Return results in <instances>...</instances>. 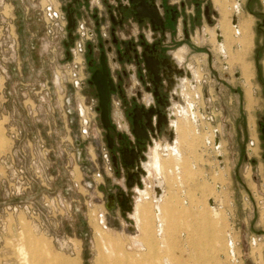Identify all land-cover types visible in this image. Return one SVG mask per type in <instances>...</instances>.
<instances>
[{
  "label": "rangeland",
  "instance_id": "374dc122",
  "mask_svg": "<svg viewBox=\"0 0 264 264\" xmlns=\"http://www.w3.org/2000/svg\"><path fill=\"white\" fill-rule=\"evenodd\" d=\"M160 1L167 30L158 32L161 52L172 50L174 62V53L185 48L183 67L195 68L201 80L188 88L189 99L181 96L171 108L176 114L199 101L217 119L194 124L180 114L177 141L166 148L169 127L160 126L158 144L144 141L147 155L140 161L158 149L163 169L157 175L148 162V171H138L136 162L130 172H139L143 181L126 189L124 199L122 171L110 174L103 159L106 128L95 113L88 115L90 136L81 137L79 106L83 97L90 102L95 90H77L65 78L57 85L85 2L0 0V264H165V259L169 264H264V0H198L201 9H191L195 21L183 41L176 37L172 0ZM186 2L193 7V0ZM50 3L73 18V27L48 31L43 9ZM222 10L227 28L236 21L247 25L246 32L235 37L223 29ZM165 81L160 89L169 99ZM64 94L72 97L71 106L64 104ZM215 128L224 135L217 152L205 145ZM108 134L117 139L116 131ZM175 146L181 162L170 153ZM124 147L118 142L121 152ZM156 175L169 195L160 219L154 205L138 201L140 190L153 201ZM88 180L94 182L91 190ZM55 198L65 205L58 206ZM231 215L241 239L236 263L228 249Z\"/></svg>",
  "mask_w": 264,
  "mask_h": 264
},
{
  "label": "built area",
  "instance_id": "2783aa9c",
  "mask_svg": "<svg viewBox=\"0 0 264 264\" xmlns=\"http://www.w3.org/2000/svg\"><path fill=\"white\" fill-rule=\"evenodd\" d=\"M81 1L87 3L88 8L77 22L75 41L71 46L67 45L66 54L70 60L61 68V70L63 69L62 71H58L56 79L59 82L57 85H61L65 78L66 82L77 90H82L85 86L95 90L96 93L91 97L90 102L87 103V97H83V102L79 106L81 137L87 138L90 136L91 119L88 115L90 112L95 113L100 119L102 127L106 128V141L103 144L102 155L108 171H110V174L113 172L117 174L122 171L121 180L124 184L126 183V186L128 182L132 181V184L127 189H133L141 185L143 180H141L139 172H130V170L135 166L136 162H139L147 155L138 148V141L147 138L149 141L154 142L159 127L163 124L169 126V110L181 98L173 94L171 90L169 92L170 106L167 107L166 111L163 114L158 113L153 116L151 125H142V118H139V114L142 110H148L155 105V96L151 91V87L154 84L155 70L157 74L161 70L160 63L157 60L160 56L158 51L159 43L157 41L158 32H160L159 28L162 23L161 20L156 23L153 22V18L150 16L151 14L155 15L156 11H158V19H160L162 14L161 8L156 3V0ZM174 5L177 6L180 15L178 22L184 26L183 37L184 39L187 37L189 39V30L193 27L191 22L195 21V14L191 9L194 8L196 11L201 9V2L193 0L192 7V4L189 5L186 0H175ZM140 6L144 9L143 13H139L137 10ZM133 8H135V11ZM207 9L208 7H206V11ZM43 16L49 32L55 30H58L59 33L65 32L74 25L73 18L65 16L60 8L52 3L43 9ZM206 17L209 20L207 12ZM204 35L206 38H210L208 34L204 33ZM97 51H99L98 59L95 58ZM172 54V50L165 52L176 75L179 77L187 76L189 78L191 76L189 74L190 70L183 67L186 62L182 66L175 65L171 61ZM90 56H93V59L87 60ZM96 63L99 68L87 75V70L97 67ZM96 71L105 74L109 97L107 106L109 123L111 127H115L117 132L125 134L128 144L125 152L120 151L118 140H115V138L108 134L110 125L107 127L103 121L100 95L96 84L92 80V76ZM126 80H129V82ZM47 96H49V93H47ZM64 97V104L71 106L72 97L66 94H64ZM110 106L111 110L109 109ZM195 109H198L197 105H195ZM199 109V112L202 114L200 121L202 120L209 124L216 122V115L211 109ZM134 112L135 116L132 115ZM66 114L71 115L72 108H68ZM139 131H144L147 135L144 137ZM213 136V138L206 140L205 145L212 151H220L222 145L221 134L218 128L213 130ZM168 137L170 140L168 143L174 144L175 133L172 134L169 131ZM249 143V146L255 145L252 140ZM164 153L166 154L167 151L165 150ZM218 157L220 161L221 157ZM145 162L140 161V164L136 165L135 168L138 171H145ZM126 169L129 171L124 176L123 174ZM97 177H102L101 173H98ZM85 185L87 189L91 190L94 187V182L88 180ZM122 198L128 199L126 194H122ZM55 201L58 206L65 205L61 198H55ZM100 217L103 218L102 215ZM229 221L231 228L228 232V249L229 255L232 257V263H236V250L241 243V239L239 229L236 228L232 215L229 216ZM100 223L107 228L104 219H101Z\"/></svg>",
  "mask_w": 264,
  "mask_h": 264
},
{
  "label": "flooded vegetation",
  "instance_id": "af4514ba",
  "mask_svg": "<svg viewBox=\"0 0 264 264\" xmlns=\"http://www.w3.org/2000/svg\"><path fill=\"white\" fill-rule=\"evenodd\" d=\"M159 7L161 8V11H162L163 6H159ZM174 8L175 9L173 10V19H175L176 23H178V18H179L180 15H179L178 8H177L176 5H174ZM133 10L135 11V8H133ZM143 12H144V9H142V11L139 12V13H143ZM158 14H159V12L156 11L155 15L152 16V18H153L152 21L156 23V22H159V20H161L162 25H161V27L159 29H160V31L165 32L166 28H165V25L163 23L164 22V16H163V14H161V18L158 19ZM232 25H233V21H232ZM237 26H238V24L236 26H234V27H237ZM221 38H222L221 35H217V42H218L219 46L223 45V42H222ZM157 43H159L158 51H159V54H160V56H159V58L157 60L160 63L161 70H160V72H158V74L156 73L154 75V79H153L154 80V84L151 87V91L153 92V95L155 96V105L153 107H151L150 109H148V110H142L140 112L139 118L140 119L142 118V122H141L142 125H146V124L151 125V121H152L153 116H155L158 113L163 114L166 111L167 107L170 106V102H169L170 101V97H169V99H167L166 95H164L161 92V89H160L161 88V84H162L164 79L166 80L164 89H165V92L168 95H170L169 92H171V90H172L173 94H175V95H177L179 97L184 96L186 99H189L188 94H187L188 88H194V86L197 83L201 82V80H200V78L198 76L197 70L195 68H193V67L190 68L191 72L189 74H191V76L189 78L187 76L186 77L177 76L173 66L170 63V60L166 57L165 53L162 54V52H160L161 51L160 50L161 43L159 41H157ZM184 53H185V50H182L181 52H177L176 51L174 53L173 60H174L175 65L183 63V61L185 59L184 58ZM195 72L197 74L196 76L194 74ZM197 76H198V78H197ZM192 104H189L187 108L186 107H182V108L178 109V112L176 113L177 116L174 113V111L172 110V108H170V110H169L170 122H169V126L168 127H169V129L172 130L173 133H174V131H176L177 118H178V116L180 114H185V116L187 118L191 119V121L194 124H198L199 123V114L200 113L195 111V105H194V103H192ZM190 106L193 107L192 110L190 109ZM132 115L135 116V112ZM106 124H107V122H106ZM111 129L114 132L115 131L117 132L115 127L114 126L111 127V125H110L109 130L111 131ZM117 133H118V136H117L118 142L119 143L122 142L126 146L123 149V152H125L126 149L128 148L127 147L128 144L126 142L125 134L124 133L121 134L119 132H117ZM139 133L144 135V137L147 135V133L145 134L144 131L143 132L139 131ZM146 140H148V139L144 138L141 141H138L139 143L137 144V146H138V148L140 150H142V146H144L143 143ZM149 153H150V151L148 152V160L144 163V167L146 169H147L146 166H147V164L149 162V156L151 155Z\"/></svg>",
  "mask_w": 264,
  "mask_h": 264
},
{
  "label": "crops",
  "instance_id": "0c3cea01",
  "mask_svg": "<svg viewBox=\"0 0 264 264\" xmlns=\"http://www.w3.org/2000/svg\"><path fill=\"white\" fill-rule=\"evenodd\" d=\"M171 3V5L174 7V2H175V0H172V1H170ZM81 3H83V2H81ZM156 3L159 5V6H163V2L162 1H160V0H156ZM216 5V4H215ZM82 8H84V10H87V8L88 7H86L85 6V3H83V6H82ZM224 8V7H223ZM225 9V8H224ZM222 14H223V21H221V25H222V27H223V23L224 22H226V13H225V11L224 10H222ZM82 16V15H81ZM81 18V17H80ZM190 25V24H189ZM244 27V28H243ZM226 24H225V27H223V29H225L226 30ZM237 28H241V30L242 29H244V31L246 32V29H245V24L243 25V24H241L240 26H238ZM228 29V28H227ZM231 31V30H230ZM183 32H184V26H183V24H181L180 22H178L177 23V33H176V37H177V39H178V41H183V40H185L184 39V37H183ZM165 33H167V30L165 31ZM242 33V32H241ZM241 33L239 34V35H236L234 32H232L231 31V34L232 35H234L235 37H239V36H241ZM167 36H168V38L171 40V39H176V37H174V38H171L168 34H167ZM186 39H188V37L186 38ZM223 46V45H222ZM224 47V46H223ZM225 48V47H224ZM181 49H184V50H186L185 48H180L179 50H181ZM160 50H161V45H160ZM168 51H170V50H168ZM161 52V51H160ZM167 52V51H166ZM163 54V53H162ZM199 76V75H198ZM200 78V77H199ZM200 83V82H199ZM198 84V83H197ZM196 84V85H197ZM196 85H195V87H196ZM198 98H200V97H198ZM209 99V98H208ZM172 104V103H171ZM173 106V105H172ZM171 106V107H172ZM197 106H199L200 108H202V109H204V107H203V105H201L200 104V102L198 101L197 102ZM169 131L171 132V133H173L172 132V130L171 129H169ZM174 133L176 134V135H178L175 131H174ZM220 134H221V144H222V142H223V137H224V135H223V133L220 131ZM251 138V137H250ZM252 139V138H251ZM175 141H177V140H175ZM174 141V142H175ZM176 143V142H175ZM158 143L157 142H155V146L157 145ZM167 145H173V144H163L162 143V146L164 147V148H166V146ZM155 146H154V148H155ZM177 146V145H176ZM178 147V146H177ZM165 156H167V155H165ZM146 169V168H145ZM147 170V169H146ZM149 173V172H148ZM154 178H157V175H156V177H153V185H152V193H153V201L152 202H150L149 200H148V197H147V194H145V195H142V192L144 193V192H147L146 190H140V194H141V197L140 198H138V201H139V203H144V202H147L146 204H148V205H150V204H152V205H154L155 206V208L156 207H159V209L161 210V212H162V214H163V208H164V205H165V202H166V199L168 198V192L163 188V191H164V193H163V196H162V198H161V200L160 201H157L156 200V194H155V191H154ZM163 180V179H162ZM107 181L109 182V179H107ZM132 181H130V182H128L127 183V186H126V183L124 184V182H123V190L126 192V189H127V187L130 185V184H132L131 183ZM120 185L122 186V184L120 183ZM163 187H164V180H163ZM124 194L123 192H120V194ZM127 193V192H126ZM121 194V195H122ZM127 195V197H128V193L126 194ZM213 202V201H212ZM138 203V204H139ZM138 204H137V206H136V214H137V207H138ZM210 220V222L212 221V219H210V218H208V221Z\"/></svg>",
  "mask_w": 264,
  "mask_h": 264
},
{
  "label": "bare ground",
  "instance_id": "6f19581e",
  "mask_svg": "<svg viewBox=\"0 0 264 264\" xmlns=\"http://www.w3.org/2000/svg\"><path fill=\"white\" fill-rule=\"evenodd\" d=\"M222 0H218L219 3H221ZM224 6V5H222ZM234 8V7H233ZM142 10H140L139 12H141ZM150 16H153L152 14ZM233 25L236 26L237 23L234 21L233 22ZM247 26V25H246ZM246 26H245V29H246ZM223 27H225V22L223 23ZM244 28V27H243ZM228 29L231 30L232 32H234L236 35H239L241 32H243L244 34V29L241 30V28H237V27H230V25L228 26ZM246 41L244 42H247V39H245ZM221 48V51L223 52L224 51V48L223 46L220 47ZM194 71V70H193ZM246 72H247V69H246ZM195 76L197 75L196 72L194 73ZM198 78V76H197ZM179 90V89H178ZM193 105V104H192ZM190 109L192 110L193 107L190 106ZM190 111V110H189ZM196 112H198L196 109H195ZM188 112V111H187ZM196 115V114H195ZM200 117L201 115L199 114V121H200ZM196 118V117H195ZM192 122V121H191ZM197 122V121H196ZM108 123V122H107ZM170 153L172 156H174V158L177 160V161H180L182 160V157H181V154H180V151L179 149L175 146V147H172L171 150H170ZM167 154V153H166ZM181 162V161H180ZM149 167H151L156 173L157 175H159L163 169V165H162V158H161V154L160 152L158 151V149L154 150V153L153 155L150 157L149 159ZM159 177V176H158ZM154 191H155V194H156V200L157 201H160L162 196H163V182L162 180H158V179H155L154 180ZM211 204H214L213 202H211ZM155 213H156V216L159 217L160 219V214L162 213L161 210L158 209V207L155 208ZM31 244H34V243H31ZM30 244V247L32 248V246H34L35 248V244L34 245H31ZM24 251V248L21 249V252ZM254 254V253H253ZM165 264H169L168 260L165 259L164 261Z\"/></svg>",
  "mask_w": 264,
  "mask_h": 264
},
{
  "label": "water",
  "instance_id": "95a60500",
  "mask_svg": "<svg viewBox=\"0 0 264 264\" xmlns=\"http://www.w3.org/2000/svg\"><path fill=\"white\" fill-rule=\"evenodd\" d=\"M137 10L138 11L142 10L141 6ZM155 74H156V70H155ZM92 80L96 84L100 95L101 107L103 109V116H102L103 121L105 125L108 127L110 125L108 119V112H107L109 97H108V89H107L105 74H102L100 71H96L92 76ZM105 121L108 123L106 124Z\"/></svg>",
  "mask_w": 264,
  "mask_h": 264
}]
</instances>
